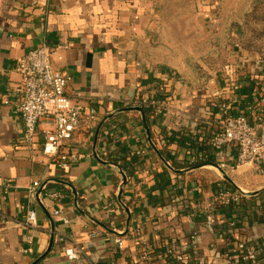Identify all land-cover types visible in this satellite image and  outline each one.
<instances>
[{"label": "crops", "instance_id": "crops-1", "mask_svg": "<svg viewBox=\"0 0 264 264\" xmlns=\"http://www.w3.org/2000/svg\"><path fill=\"white\" fill-rule=\"evenodd\" d=\"M255 5L264 17V0H0V264L34 263L52 232L38 264H135L143 244L147 264H174L163 259L169 241L189 254L195 232L203 264H264L224 256L237 241L264 246V164L262 174L231 168L233 151L214 154L199 142L217 128L214 91L233 113L251 103L254 90L264 95V39L262 52L254 51L244 26ZM250 27L261 32L264 25ZM42 44L70 77L68 95L79 94L97 114L94 132L70 142L76 160L66 167L43 156L40 143L32 150L21 144L15 64ZM140 96L160 108L142 110L156 151L141 114L123 111L139 107ZM123 163L133 175H124L118 201ZM35 181L45 184L39 200L29 193ZM219 188L239 193V201L214 203ZM54 191L58 202L45 197ZM27 210L36 213L34 228L23 225ZM209 215L216 222L205 228ZM73 246L82 252L77 260L65 255Z\"/></svg>", "mask_w": 264, "mask_h": 264}, {"label": "built area", "instance_id": "built-area-1", "mask_svg": "<svg viewBox=\"0 0 264 264\" xmlns=\"http://www.w3.org/2000/svg\"><path fill=\"white\" fill-rule=\"evenodd\" d=\"M45 44L32 50L16 60L15 71L19 75V82L14 87L18 97L15 112L23 123L21 144L27 150H32L40 143L41 153L50 160L59 161L61 167H66L68 162L76 160V156L68 153L69 144L75 135L92 134L97 122V114L93 107H90L80 100L79 94L69 96L67 93L70 77L64 72L56 69L52 61L54 56L60 58ZM226 71L232 67L226 66ZM227 77L231 78L227 73ZM229 78V79H230ZM251 103L246 104L244 109L231 111L230 105L222 103L221 93L216 90L212 97L218 98L212 102V109L215 110L214 119L217 120V128L205 139L199 140L204 144V150L220 153L224 150L233 151L235 155L234 165L231 168L246 166L262 174L264 164V95L260 91L252 92ZM233 101L232 105H235ZM136 104L145 112H159L160 108L154 98L140 96ZM251 114L252 120L248 118ZM42 126V128H41ZM203 158V157H202ZM198 161L201 158L197 159ZM219 169L225 165L218 163ZM45 190V184L31 182L29 186L30 196H36L37 191ZM193 191L200 194L198 188ZM0 196L4 198V190L0 189ZM45 197L58 202L62 196L59 192H46ZM239 193L232 192L225 188L215 190L213 202L222 206H232L239 201ZM23 209V208H22ZM53 215H59L58 210ZM192 213L190 217H194ZM63 221V220H62ZM215 218L209 215L204 220V227L209 228L215 225ZM23 225L27 228H34L37 225L36 213L32 210L26 211ZM229 226L235 227L234 222ZM137 231V230H136ZM139 231V230H138ZM197 233H192L186 253V245L172 238L164 251V261L171 260L174 264H203L197 248ZM62 242L63 238H58ZM120 250L123 249L121 240L115 239ZM81 249L77 246L65 250L69 259H79ZM150 253L143 244L138 248V256L135 264H147L150 261ZM226 258L240 259L250 263L257 262L264 258V246L250 244L243 241L235 242L230 248V253L224 255Z\"/></svg>", "mask_w": 264, "mask_h": 264}, {"label": "water", "instance_id": "water-1", "mask_svg": "<svg viewBox=\"0 0 264 264\" xmlns=\"http://www.w3.org/2000/svg\"><path fill=\"white\" fill-rule=\"evenodd\" d=\"M123 111H126V112H131V111H137L141 114V119H142V123H143V126H144V129H145V132H146V135H147V139L150 143V145L152 146V148L156 151V149L154 148V146L152 145L151 143V140H150V133H149V129H148V126H147V122H146V118H145V115L142 111L141 108L139 107H135V108H127V109H124ZM106 118H104L100 124L98 125V127L96 128V131H95V134H94V140H93V149L95 147V144H96V140H97V136H98V132L103 124V122L105 121ZM94 153V151H93ZM95 155V154H94ZM164 162V161H163ZM121 174V178H122V184H121V187L119 189V194H118V201H120V195H121V192H122V185L125 184L126 182V178L124 176L123 173H120ZM73 194H75V192L72 190ZM41 194V189H39L36 193V199L39 200V195ZM126 212V215H127V219H126V227H128V224H129V220H130V216H129V212L128 210L125 211ZM52 243H53V232L51 233V236H50V242H49V245H48V249L46 251L45 254L42 255L41 258H39L38 260H36L34 263L32 264H38V262L49 252L51 246H52Z\"/></svg>", "mask_w": 264, "mask_h": 264}, {"label": "trees", "instance_id": "trees-1", "mask_svg": "<svg viewBox=\"0 0 264 264\" xmlns=\"http://www.w3.org/2000/svg\"><path fill=\"white\" fill-rule=\"evenodd\" d=\"M254 23H262L264 25V17L263 14L261 12V8L260 6L255 5L252 9V11L248 14H246L245 18H244V26L249 27L250 25L254 24ZM235 30L234 35L236 36H241L242 32H240V28L241 26L238 24H234L232 26ZM263 31H261L260 33H264V28L262 29ZM250 31L252 33H254L253 29H250ZM161 155L162 152L160 151ZM120 169L122 170V172L124 173V175L126 177H131L133 175V170L131 169V167L128 166L127 163H123L120 165Z\"/></svg>", "mask_w": 264, "mask_h": 264}, {"label": "rangeland", "instance_id": "rangeland-1", "mask_svg": "<svg viewBox=\"0 0 264 264\" xmlns=\"http://www.w3.org/2000/svg\"><path fill=\"white\" fill-rule=\"evenodd\" d=\"M250 29H251V27L249 26V27H247L246 28V30H247V35H249L250 36V38H254V39H252V40H249L251 43H254L255 45L253 46V45H250V44H248V47H253V50L254 51H257L258 53H260V52H262L261 50V40L262 39H264V33L262 32V33H260V32H254L253 34H252V32L250 31ZM257 37H259V38H257ZM258 39H260L257 43L255 42V41H257ZM253 40H255V41H253ZM258 48V49H257ZM220 56L222 57V53L220 54ZM215 67V66H214ZM216 67H217V65H216ZM208 172H212V173H215L213 170H210V171H208Z\"/></svg>", "mask_w": 264, "mask_h": 264}]
</instances>
